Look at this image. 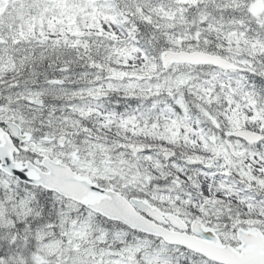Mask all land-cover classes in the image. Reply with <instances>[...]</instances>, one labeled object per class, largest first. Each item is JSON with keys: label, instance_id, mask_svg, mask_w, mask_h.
<instances>
[{"label": "snow or ice", "instance_id": "obj_1", "mask_svg": "<svg viewBox=\"0 0 264 264\" xmlns=\"http://www.w3.org/2000/svg\"><path fill=\"white\" fill-rule=\"evenodd\" d=\"M0 264H264V0H0Z\"/></svg>", "mask_w": 264, "mask_h": 264}]
</instances>
